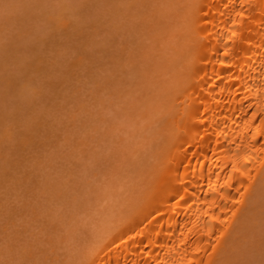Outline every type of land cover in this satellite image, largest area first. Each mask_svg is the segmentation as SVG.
<instances>
[{"label": "bare ground", "instance_id": "1", "mask_svg": "<svg viewBox=\"0 0 264 264\" xmlns=\"http://www.w3.org/2000/svg\"><path fill=\"white\" fill-rule=\"evenodd\" d=\"M15 1L17 2L18 0H13V1L11 0L12 3H14ZM34 1H32V2H34ZM42 1H45V0H42ZM112 1H114V0H112ZM136 1H138V2H136ZM149 1L147 2V0H146V4L148 3L146 5L145 2H143L141 0L140 3L142 4V6L140 5V7L141 8L142 7L147 8L146 10L145 9L142 10L140 8L139 10L141 12L138 10V8L135 7V6L139 5L138 4L139 0H134V1L132 0L133 4L131 2V4H132L131 6L125 5L124 2L123 3L125 6L122 4L125 8L131 7V10L133 9V7L136 8L135 11L137 10L136 14L139 16L140 20H138V22H135V21H137V19L135 17L128 16L131 13H129L127 15L128 18H127V16L122 17V14H120L121 19L122 18L123 19L122 20L119 19L121 21V22H119L120 24L118 22H117L118 24L116 23V26L118 27V25H119V27H120L123 24V21L126 19L125 22L128 24L127 25L124 22V24H126V25L123 24V27H121V29L116 28V31L118 30L116 33L120 32V34H118V35L115 33L116 38H117V36L121 35L120 37H122L124 35L123 29L125 26H126L125 30L128 29L125 32L129 33V34L127 35L125 33V36L127 35V38L123 37V39L124 38H126V39H124V40L121 39L124 41V42L121 41L122 43L121 42L118 43V41H120V39L117 38L118 39V41H117V39L115 38L117 41V42H115V44L116 45L121 44V45L118 46V48L115 47L116 45L115 46L113 45V47L116 48V50L118 49L117 51H115V49L113 50L114 53L115 52L117 53V55H116V53H115V55H113L114 58H112V56L109 57V56L104 54V56H107V58H110V60H111V61L109 60L110 63L112 61H116L115 62L116 64L114 62L111 63V65H116V66H112L114 68H111L112 70L115 69V71L114 70H113L114 72L111 70H110L111 72L106 71L107 74L109 75L108 78H110V79H108L106 77L108 82L106 79H103L104 76L101 75L102 77L100 80H98V78H100V77L96 76L97 80L95 82L98 85L97 86L98 89H101L102 96H100L101 99H100V97H98V103L95 105H96V107L100 106V108L99 107L97 108L100 112L98 110H97V112H98V114L101 115V117H100V115L97 114L98 117H96V118H98V119H95L96 114L93 111V108L89 107V103H88V105L86 103H84L86 100L83 102L81 100L82 99V96H80L81 94L79 95L80 97H78L77 95L79 93L76 92L77 94L75 93V95L78 98H80V100L82 101V102H80V105H83V107L80 105H79V107L77 106V108H80L81 110H80V112L77 111V112H79L77 114H74L72 112L74 114V117H73L72 113H71V115L67 116V113L69 114V112L71 111V108L68 107L69 110H67V111H69V112L66 113V116H67V118L69 116H72L71 119H69L70 117L68 118L69 122H70V120H72V121L67 127H70L71 129L65 128V126L63 128L59 127L61 123L58 125L55 122L56 124L51 123L52 126L54 125L57 128L54 130V128H55L54 126L52 128V126L50 124H46L47 126H49L47 128L52 129L53 132H52V130L49 129V131H50L49 135L50 136L47 133L46 134L43 133L44 135H48L47 136L48 138H46V136L44 137L45 140H47V142L45 143L42 141L43 142V144H42L43 148H45L46 150L53 149V147H54L53 143L56 142L55 146L57 147L59 145V147H57V148L55 147L56 151L59 150V151L63 152V151H66V149H67V151L70 152V154L65 153L64 159L62 156H60L58 154V156L62 157L61 159H63V160L67 159L68 160V161L65 160L63 162L61 161L62 163H64V165L66 167L64 169L68 170L66 172L67 175L65 176L64 174H61L62 173L61 170H63V169L59 165H58L59 166L58 167L56 162H53V161L59 160V157L58 158L52 157V156H55L57 153L55 155L52 154L51 156H50V154H49V156L47 155L50 158V160L48 157L47 158L49 160V163H51V164H52V162L54 163L53 167H52L53 170L58 168V169H56V172L59 173L58 175H56L57 173L52 171V168H50L51 170H49V167L45 166L46 168H48V170H49L48 172H47L46 168H42V167H44V165L47 164V162L45 161V163L42 164L43 162H41L40 159L38 158V154L36 155V157L39 160L36 159L34 165L37 164L36 161H38V162L40 161L42 165L38 164L35 167L33 164L29 163V164H31V165H29V168H33L32 171L35 170L33 172L31 171V169H29L27 167L28 164L27 165L25 164V166H23L24 165L23 163L30 162V160L29 161H27V160L31 159V158L25 159L27 162L25 161V162L21 163V165H19V163H17V165H19L18 167H17L16 163L14 164L16 167H14V168H13V165L10 164L11 165V167H10L8 164V168L9 169L11 168V170H9L8 168L6 169L7 166H4L6 170L4 169V167L1 169L3 163L1 164L0 169L5 174L4 176H6V177L9 176L8 174H10L9 172H11V171H14V173H15L16 169H17L16 174H18V171L20 169L22 171H21V173L19 171L18 175H15L13 172H11L9 178L12 176L14 179L13 178H10V179L5 178L6 179L5 182L9 183L7 185L13 184V186H14L16 184L17 187L16 188L9 187L10 189L11 188L14 189V191H13V189H11L13 193L10 191V189H8L11 192L10 195L8 194V192L5 191L8 194V196H10L9 198L7 195H6L7 197H1L0 196L1 197L0 198V204H1L0 207L2 206V208H0V213H1L0 217L1 216L3 217L2 210L6 213V211H8V210H9L8 212H10V209L12 211L11 214L12 213L19 214V212L21 213L22 211H24V213L26 214L24 216H26V217H24L23 214H21L19 216H17L15 214L14 216H16L18 219L21 216V219H20V220H22L21 222H20V220L18 221L16 219V217H15V221H14L13 220L14 218L10 217L11 214L9 215L11 221L9 220V217H6V218L3 217V220L5 219V224L0 225L1 226L0 227V233H1V235H2V233L5 235L6 229H7V232H6L5 236L2 235L5 243H1L2 245L0 244V247L1 246L4 247V248H0V249H2V250H0V253H1L0 258H1L2 253H3L2 251H5L7 254H8V252H9V254L12 252L15 254V253H17L16 251L18 250V249L16 250V248H20V247H22V245H25L23 243L18 244L20 237H22V236H23L22 238L27 237L25 240L21 239V241L23 240L22 242H25V241H28V235L30 236L29 239L31 240V238H33L34 234H37L36 233L37 231L35 230L37 225L34 224L33 222H31V221L36 220V222H38V223L41 222V223H39L40 226L38 225L39 227L37 228L39 230V228L41 227V230L38 231L37 235L40 234L41 237H39V236L38 237L40 239L42 238V240H43V242L41 243V248L45 247V249H43L44 251L42 249H41V251L39 249H37L39 251L35 252L30 248V247L39 245L38 240L40 243V239L33 238V239H35V241L31 240L30 242H33V243L37 242L36 245L33 244V246H32V244L28 243L29 241L25 242L26 245L30 244V247L27 248L28 250L22 249L21 252L19 251V253H17L20 255L21 254L26 255L27 253H29V251H33L32 253H34V252L37 253V255L36 254H34V255L38 258L34 259L35 261H34V263L32 262L33 264H189V262H194V264H242L243 262H244V264H252L253 260L258 259L257 256L260 253L257 254V252H259L257 245L260 241L259 230H260V227L262 226L258 222H259V220H260V223H262V224L264 222L263 217L260 216V214L264 211V0H168V1L167 0H155V2H156L155 3L156 5L154 4L155 6H153L154 0L153 1L151 0L150 2ZM164 1H166V2H164ZM29 2L27 5L24 3V5L25 6L30 5L31 2L30 3ZM84 2H85V0H84ZM87 2H88V0H87ZM105 2L108 3L107 1H105ZM116 2L118 3V0H116ZM37 3H38V1H37ZM94 3H93V5H94ZM109 3H111V1ZM114 3H115V1H114ZM150 3H151V5H150ZM43 4H45V2ZM134 4H135V6H134ZM31 5H32V3H31ZM38 5H39V3H38ZM25 6H24V8H25ZM104 6H106V5H104ZM117 6H119V4H117ZM38 7L42 8L41 4ZM120 7H121V9H120ZM124 7L119 6V9H116V11L113 13H116L117 10L118 11L123 10L122 12H125L123 14L124 15L127 14L128 12L126 13ZM152 7H155V9L154 10L151 9ZM30 8H31V6H30ZM40 8H38V9H40ZM97 8H98V6H97ZM100 8H101V6H100ZM128 8L126 10H130ZM25 9H27V8H25ZM44 9L45 8H43V10ZM40 10H42V9H40ZM46 10H47V8H46ZM150 10H152V11H150ZM0 11L2 12L3 9L2 10L0 9ZM32 11L33 10L29 11L28 14H30V12H32ZM107 11H108V9H107ZM120 11H119V13H120ZM26 12H28V11H26ZM41 12H43V11H41ZM50 12H48V13H50ZM74 12L78 13L77 11H74ZM93 12L91 15L96 14V13L93 14ZM130 12H132V11H130ZM240 12H243V16H238V13H240ZM32 13H35V11H33ZM61 14H59V15H61ZM63 14H64V12H63ZM65 14H67V13H65ZM65 14H64V16H65ZM99 14H97V15H99ZM40 15H42V14H40ZM59 15L58 14H57V16L55 15V17H58ZM77 15L75 14L74 16L76 17ZM87 15H90V14H87ZM107 15H108V13H107ZM74 16H72V17H74ZM109 16H112V14H110ZM118 16H119V14H117V17ZM38 17H40V16L38 15ZM48 17L51 18V17H53V15L52 16L50 15ZM48 17H46V18H48ZM67 17H68V15H67ZM86 17H88V16H86ZM120 17H118V18H120ZM124 17H125V19H124ZM131 18H132V20H131ZM55 19H52V21L54 20L53 22L56 21V23H57V18H55ZM114 19H116V18H114ZM58 20L62 24L61 27L64 26V28H65L64 30L67 31V29H68L67 27L69 26L71 21L67 22V20L64 19L65 20L64 21L62 19L61 20L62 22H61L60 19H58ZM22 21H24V18L22 19ZM44 21H46V20H44ZM78 21H79V19H78ZM111 21H113V20H111ZM129 21L131 24L129 23ZM41 22H43V21H41ZM59 22L57 23V25L59 24ZM80 22L82 23L81 19H80ZM132 22H134V23H132ZM22 23H24V22H22ZM36 23L38 25H41L38 23V21L33 23V24H36ZM52 23H51V25H54ZM73 23L75 24V22H73ZM42 24L45 26L44 23H42ZM133 24H135L136 26L134 25L135 27L131 28L130 25L133 26ZM36 25H35V28H36ZM82 25L80 24V26H82ZM111 25L113 26V24H111ZM23 26L25 27V25H23ZM59 26H60V24H59ZM70 26H69V29H70ZM47 27H48V25H47ZM54 27H56V25ZM96 27H97V25H96ZM71 28H73V27H71ZM102 28L103 27H100V29H102ZM21 29H22V27H21ZM50 29L52 31L53 28H51V26H50ZM55 29L58 30V28H54L53 30H55ZM104 29H105V27H104ZM17 30H19V29H17ZM70 30L72 31V29H70ZM75 30H76V28H75ZM75 30H73V32ZM31 31H32V29H31ZM95 31L98 32V30H95ZM27 32L29 33V31H27ZM67 32H70V31L68 30ZM99 32H100V30H99ZM233 32H236L237 35L232 36ZM0 33H1V30H0ZM25 33H26V31H25ZM33 33H32V36H33ZM77 33H78V29H77ZM34 34L36 35V33H34ZM38 34H40V33L38 32ZM75 34H76V32L74 33V35ZM94 34H95V32H94ZM100 34H102V33H100ZM113 34L111 32L110 35H113ZM29 35L30 34H28V36ZM35 35H34V37H35ZM15 36H16V34H14V37ZM17 36H21V35H17ZM78 36H80V35H78ZM82 36H83V34H82ZM83 37L85 38V35ZM86 37H87V35H86ZM24 38H26V37H24ZM37 38L39 39L40 36ZM28 39H30V38H28ZM112 39H114V38H112ZM30 40L34 42L35 39H30ZM75 40H77V38H74V41ZM80 40H79V42H80ZM31 41H30V43H31ZM102 41H103V39H102ZM106 41L109 42V40H106ZM28 42H29V40H28ZM40 42H42V40ZM77 42H78V40H77ZM22 43H23V41H22ZM27 43L25 45L29 44V43L28 44ZM36 43H37V41H36ZM94 43H95V40H94ZM135 43H137V44H135ZM4 44L5 43H3L2 45L0 44V46L3 47ZM42 44H45L44 41ZM95 44L97 45V47H99L98 46L99 43H95ZM112 44H113V42H112ZM41 45H39V46H41ZM16 46L17 45H15V47ZM29 46L30 45H28L27 48ZM35 46L36 45H34L32 47H35ZM82 46L84 47L85 45H82ZM70 47H71V49H73L72 46H70ZM93 47H94V45H93ZM109 47H110V45L108 46V48ZM17 48H18V46H17ZM29 48H31V47H29ZM40 48H42V46ZM60 48L63 50L64 46L60 47ZM68 48L69 47H67V50H68ZM77 48H79V46ZM7 49L10 50L9 48H7ZM7 49L5 50L6 52H7ZM23 49L25 50V48H23ZM35 49L37 51V47H35ZM102 49L100 51H102ZM22 50L19 51L17 49L15 51L16 52L19 51L20 53H24V54L29 53V52L26 53L25 51L23 52ZM62 50L59 51V53L62 52ZM111 50L112 49H110V51ZM97 51H99V49ZM103 51H104V49H103ZM113 51H111L112 54H113ZM225 51H227L229 53L227 56L224 55ZM56 52L58 53V51H56ZM64 52L65 51L62 52L63 55L67 53V52H65V53ZM39 53L42 54V52H39ZM70 53L73 54V52H70ZM92 53L93 52H90V54H92ZM97 53H95L94 55L96 56ZM104 53H105V51H104ZM15 54H18V53H15ZM62 54H61V56H62ZM0 55H1V53H0ZM54 55H57L56 57H58L57 59H59L60 55H58L56 53ZM8 56H10V55H8ZM14 56L15 55L13 54L12 58ZM17 56L15 57V59L17 58ZM40 56L44 57L42 55H40ZM67 56L70 57V55H67ZM67 56L64 55L63 57H67ZM19 57H21V56H19ZM81 57H83V56L81 55ZM99 57L102 58L103 55L99 56ZM5 58L7 59V60H5L7 62L9 58L6 56H5ZM30 58H31V56H30ZM36 58H38V57H36ZM36 58H35V60H36ZM94 58L92 59V63H93V60H95V59H96V61H99V59H97V57L95 59ZM23 59H22V62L21 63L19 62L18 65L26 64L25 61H24L25 63H23ZM78 59H79V57H78ZM89 59H91V58H89ZM16 60H18V59H16ZM39 60H41V59H39ZM44 60L47 61V59H45V58H44ZM44 60L43 61L41 60L43 62V64H44ZM85 60H87V58ZM103 60H104V58H102V61ZM19 61H21V60L19 59ZM41 61H39V62H41ZM62 61H63V59H62ZM2 62H3V64H6V62L5 63H4V61H2ZM32 62L38 65V63H36L38 61L34 62V60H33ZM56 62H59V61H56ZM79 62H77V63H79ZM82 62H84V60H82L81 63ZM8 63L10 65V62H8ZM85 63H86V61H85ZM88 63L90 64V61ZM92 63H91V65L93 66V64H97L98 62L93 63V64ZM106 63H107V61L105 62V64ZM27 64H29V63H27ZM54 64H55V61H54ZM103 64L104 63H102L101 65H103ZM7 65L8 64H6V66ZM91 65H89V66L87 65V67H90ZM6 66L4 68H6ZM31 66L32 65H30V68H31ZM84 66H86V65L84 64ZM92 66L90 67L91 70H95V67L97 65L95 67L94 66L92 67ZM21 67H22V65H21ZM25 67H28V65ZM25 67H23V68H25ZM53 67H55V66L53 65ZM53 67H52V69H53ZM87 67H83V68H81V70H83L84 68H87ZM99 67H100V64L96 68H99ZM4 68H3V70H4ZM37 68L39 69L40 67L38 66ZM48 68L51 70V66ZM38 69H36V70H38ZM55 69L56 68H54V70ZM8 70L9 69L6 70L7 73L9 72ZM54 70H52V71H54ZM81 70L79 69V71H77V73L80 72ZM106 70H108V69H106ZM86 71H87V69H86ZM96 71H98V70H96ZM103 71H105V70H103ZM36 72H39V71H36ZM92 72L94 73V71H92ZM92 72H90V73H92ZM100 72L98 71V73H100ZM28 73H31V72L29 71ZM46 73L50 74V73H48L47 69H46ZM102 73H104V72H102ZM39 74L41 75V72ZM91 75L92 74H89V77H91ZM85 76H88V75H85ZM113 76H115L116 78H114ZM25 77L27 79L26 83L23 81L22 82L25 85H27V82H29V80L31 81L32 76L31 77L29 76V78H31L29 80L27 78V75ZM33 77H35V75H33ZM35 78H37V76ZM35 78H33L32 80H34ZM92 78H93V76L91 77V79ZM7 79H9V78L7 77ZM111 79H112V81H111ZM81 80H83V79H81ZM102 80L103 81L105 80V81L102 83L101 82ZM114 80H115V82H114ZM86 82L89 83V81H86ZM95 82L93 84H95ZM100 82H101V84H98ZM77 83L79 84V82H77ZM8 84H10V82ZM13 84H15V83L13 82ZM42 84H44V83H42ZM42 84H40L41 89H42ZM17 85H19V84L17 83ZM25 85L24 86L22 85L23 87H26L24 89L21 87L22 90H25V89L28 90V87H30V90H31L32 85H28V86H25ZM50 85H51V83H50ZM75 85H77V84H75ZM85 85H86V83L84 85H82V87L83 86L85 87ZM48 86H49V83H48ZM54 87H55V85H54ZM68 87H69V85H68ZM43 88H47V87L45 85H43ZM85 88H83V89H85ZM49 89H47V90H49ZM77 89H79V87ZM77 89L75 88V90H77ZM75 90L72 93L73 95H74ZM79 90L81 91V89H79ZM2 91L0 93H2ZM17 91H19V89ZM38 91H40V89ZM69 91H71V90H69ZM105 91H107V92L105 93ZM42 93H47L46 89H45V91H42ZM49 93H51V92H49ZM67 93H68V91H66V95L70 94L71 92L68 94ZM15 94H17V93H15ZM22 94H23V96L25 95L24 92ZM22 94H21V96H22ZM41 94H39V95H41ZM94 94H95V92H94ZM33 95L35 96L36 94H33ZM6 96H7V94H6ZM21 96L18 98L15 97V99L22 98ZM37 96H38V94H37ZM37 96H36V98L38 99V97H42L43 94H42V96H38V97ZM44 96H48V95L44 94ZM83 96H85V94H83ZM86 96H87V94H86ZM93 96L94 97L96 96L95 99L93 98L96 101L97 100V94H95ZM77 97L75 98V101H76V99L78 100ZM87 98H90V97H87ZM24 99H25V97H24ZM39 99H41V98H39ZM83 99H84V97H83ZM91 99H92V97H91ZM25 100H24L25 104L21 100H20V102H22V104L26 105L27 101H29V100H27V99H25ZM72 100H73V98L71 99V101ZM1 101H3V99ZM14 101H16V100H14ZM31 102H33V101H31ZM65 102H66V100H65ZM75 103L76 102L73 101V104H75ZM99 103H101V105H99ZM30 104L31 103L29 102L27 104V106ZM19 105H20V103H19ZM67 105H70V103L69 104L67 103ZM103 105L105 106L104 109L106 108L104 110L105 112L104 111L101 112V110L103 109V107H102ZM12 106L14 107V105H12ZM15 106H16V104H15ZM27 106H24V107H26L27 109L30 108V106L29 107H27ZM110 106L111 107L115 106L116 111H117L116 116H118L116 118H118V121L122 120L119 117H121V118L124 117L122 121L126 122V120H128L126 123H130L129 127L133 125L132 126L133 128H129V129H133V131L137 132L136 134H135V132H134V134H131V131H132L131 130V131L126 132V133H129V134H127L129 136L125 135L126 134L125 131H127L128 129L126 130L125 126H124L125 129L123 128V126H120L121 122H119V124L117 122V124L119 125V127H117L118 125L115 124L116 121L115 122L112 121V120H116V119H114V117H112V115H110L112 113H108L109 110L111 112ZM75 107H76V104H75ZM9 108H10V106H9ZM16 108H17V111L20 110V108H18V107H16ZM31 108H32V105H31ZM107 108L109 110H107ZM25 109H23V111ZM55 109H54V111H55ZM61 109H63V108H61ZM91 109H92V111H91ZM21 110L19 112H21ZM64 110H66V109H64ZM83 110L85 112H83ZM118 110H119V112H118ZM10 111L8 112V110H7L8 113H10ZM15 111H14V113L13 112H11V113H13V114L17 113ZM90 112H92V113H90ZM26 113L29 114L30 112H26ZM31 113L33 114V110L31 111ZM35 113H37V112L35 111ZM75 113H76V110H75ZM84 113H87V115L86 114L85 115L88 116L90 119L88 117L84 116ZM93 113L95 114V116H93L94 115ZM104 113L110 115L111 119H108L109 117H107V115L104 117V115H102ZM114 113H115V111H114ZM13 114H12V116H14ZM17 114H19V113H17ZM17 114H15V115H17ZM32 114H30V115H32ZM41 114H42V112H41ZM44 114L45 113H43V115ZM59 114L61 115L62 113H59ZM80 114L82 115L81 118H83V119L87 118V120L86 121L82 120L81 125L79 127H77L78 124L76 125V123H79L81 121L80 120L81 118L79 117ZM9 115L7 114L6 117L7 118L11 117ZM23 115H21V116H23ZM35 115L37 116V114H35ZM47 115H48V112H47ZM53 115H57V114L54 113ZM63 115H65V114L63 113ZM21 116H20L21 120H22V118H25L24 116L23 117H21ZM36 116H34V117L32 116L33 120H34V118L36 120ZM48 116H50V118L52 119V117H51L52 115H48ZM15 117L16 116H14L13 118H15ZM32 117H30V118H32ZM45 117H47V116H45ZM61 117L62 116H60V118ZM93 117H94V119H93ZM99 117L101 118V121H98L100 119ZM30 118H28V116H27V119H25V120L28 121V119L30 120ZM60 118L58 117V119H60ZM64 118H65V116H64ZM17 119H19V118H17ZM58 119H56V121ZM63 120H65V119H63ZM91 120H92V122H91ZM9 121H11V120H9ZM23 121H24V119H23ZM75 121H76V123H74ZM77 121H79V122H77ZM107 121H109L110 124H108ZM110 121H112V123ZM12 122H11V124L12 125L14 124L12 126V130H13V128L15 129L16 126H15V123H12ZM58 122H59V120H58ZM83 122H86V123H83ZM20 123H21V121H20ZM26 123L28 124L29 122H26ZM131 123H135V124H131ZM8 124L3 125V126H8ZM27 124H25V125L27 126ZM85 124H88V125L85 126ZM18 125H20V124H18ZM21 125H22V123H21ZM30 125H31V123H30ZM38 125L41 126V124H38ZM43 125L45 126L44 123H43ZM63 125H64V122H63ZM82 125H83V127H85V129L87 128V130H86L87 134L85 133L86 132L85 129L83 130V127H81ZM105 125H107V126H105ZM104 126L106 127V131H104L105 130ZM126 126L128 128V125H126ZM134 126H136V128ZM10 127H11V125L8 127V129ZM30 127H32V126H30ZM116 127L119 129H117ZM22 128H24V126ZM27 128L29 129V126ZM35 128H36V126H35ZM44 128H46V127H44ZM115 128L117 130H115ZM5 129L7 130V127ZM16 129L17 130H15V131L19 130V128H17V127H16ZM41 129H43V128L41 127ZM62 129H64L65 131H66V129H67V131L69 130V132H67V131L65 132L66 136L64 134H62L65 138H67L66 141H64L66 143H63L64 145L61 144L62 142L60 143V141H59L60 138L65 139V138H62V136L60 137V133L61 132L64 133V130H62ZM72 129H74V130H72ZM76 129H77V132H75ZM0 130H1V128H0ZM10 130H11V128H10ZM36 130L37 129H35V133L38 131V130L37 131ZM58 130L60 131V133ZM78 130H80V131H78ZM120 130H122L124 133H122V131H120ZM15 131L13 130V132H15ZM73 131H74V133H73ZM111 131H112V134H111ZM1 132H0V134H3V131H1ZM29 132H27V133L31 134V135L35 134V133H33V134L29 133ZM43 132H45V131L43 130ZM54 132H57L59 134V136L58 135L55 136L56 138H54V139H57V140H55V142H53L54 141V139H52L53 137L51 138V135ZM6 133H8V131ZM6 133L4 132L3 136L2 135L1 136L5 139L7 138V140H11L13 137L10 133H12V132H10L8 134H6ZM20 133H18V134H20ZM25 133L26 132L24 131L23 134H25ZM38 133H40V131H38L37 134ZM71 133H72V135H71ZM104 133H106V134H104ZM37 134L34 137V141L37 138L36 137ZM77 134H80V135L83 134V136L81 135V137H76ZM123 134H124V136H123ZM117 135H118V137H117ZM6 136H11L12 138L6 137ZM26 136H27V134H25V137ZM41 136L42 135H40L39 137L41 138ZM77 136H79V135H77ZM115 136H116V138H115ZM122 136L124 138H122ZM15 137H16V135H15ZM32 137H31V139H32ZM57 137H60V138L58 139ZM26 138H28V136ZM97 138L99 139L98 141H97ZM111 138H113V139L110 140ZM16 139H17V137H16ZM75 139H77V141L78 140L79 141L77 142ZM2 140L3 139L0 140V145H2V143H4V141L2 142ZM13 140H15V139H13ZM21 140L25 141L24 138H22V136H21ZM73 140H74V142L76 141L74 144L77 143L76 146L74 145L75 150L73 149L74 146L72 145V143H71V145L73 147H70V149H69V146H71L70 142H72ZM138 140H140V142ZM12 141H10V142H12ZM19 141H20V139L18 138V142ZM26 142H28V141H26ZM94 142H96V143H94ZM141 142L143 145L141 144ZM20 143L23 144L22 142H20ZM20 143H18V144H20ZM29 143H30V141H29ZM50 143H52V145ZM108 143H110L111 145ZM7 144H8V142L6 143V146H7ZM9 144H12V143H9ZM37 144H38V142H37ZM93 144H95L96 146ZM102 144H103V146H102ZM116 144H120V145H116ZM136 144H140V145L137 146ZM39 145H40V143H39ZM42 145H40V147ZM45 145H50V146L46 147ZM97 145H100L102 147L97 146ZM104 145H106V146H104ZM6 146L3 145V148L5 149ZM60 146L63 147V149ZM65 146H67V148ZM115 146H118L120 148L118 149V147L116 148ZM32 147L34 148L35 146L32 145ZM77 148H80V150H78ZM98 148H99V150H96ZM102 148H104V149H102ZM19 149H21L20 146H19ZM24 149H27V148L25 147ZM5 150H7V148ZM16 150H15V152H16ZM38 150H40V149H38ZM77 150H78V153L80 155L77 154ZM82 150H85V152L84 151H83L84 153L81 152ZM101 150H103L104 152H102ZM119 150H121V151H119ZM0 151L2 153V150H0ZM9 151H7V152H9ZM18 151H20V150H18ZM41 151H44V150H41ZM114 151H115V153H114ZM117 151H118V153H117ZM12 152H13V150H12ZM27 152H28V150H27ZM30 152L32 153L31 150H30ZM35 152H37V151L35 150ZM35 152H33V154ZM48 152H50V151H48ZM98 152H101V153H98ZM110 152H113V154H111ZM81 153L83 154V157H81V155H82ZM88 153H89V155H88ZM24 154H26V153H24ZM95 154H97V155H95ZM1 155H0V160H1V157H3ZM14 155H15V153H14ZM18 155L20 156V152ZM21 155H23V154H21ZM29 155H30V153H29ZM42 155H43V153H42ZM69 155H70V157H69ZM24 156H26V155H24ZM33 156L34 155H32V157ZM110 156H113L112 160L114 159V156H115L116 159H114V163L112 162V160H110L111 159ZM125 156H126V158H125ZM5 157L6 156H4V158ZM12 157H13V155H12ZM84 157H86V159ZM87 157H88V159H87ZM51 158L54 160H52ZM90 158H91V160H89ZM108 158H110V159H108ZM117 158H118V160H117ZM22 159H23V157H22ZM56 159H58V160H56ZM70 159H71V161H70ZM81 159L82 160L84 159V161H86L87 163L90 162V168H89V165H85V166L87 167V169L88 168L91 170L93 169V171H91L92 173L88 172V174L86 175L85 172H87V169L84 166L85 162L83 163V161ZM3 160H1V161H3ZM5 160H4V162H6ZM20 160H21V158H20ZM78 160L79 161L81 160L82 162H79ZM87 160H89V161H87ZM106 160H107V162L109 160L108 164H106ZM18 161H19V158H18ZM32 162H34V161H32ZM65 162H66V164H65ZM78 162H79V164H77L76 166L73 165V163L76 164ZM117 162H120V164L119 163L117 164ZM69 163H72L74 168H70L72 166H70ZM58 164H61L60 161L58 162ZM102 164L103 165L105 164L106 167L105 166L104 167L106 168V170H105V168H102L103 167ZM54 165H56L57 167ZM66 165L68 167L70 166L69 169ZM79 165H81V166H79ZM91 165L93 166V168H91L92 167ZM94 165H95V168H94ZM109 165L111 166V168L110 167L107 168ZM77 166H79V167H77ZM83 166H84V168H82ZM22 167H25V168H23L24 170L22 169ZM54 167H56V168H54ZM99 167H101V168H99ZM164 167H166L168 169L167 177H166L165 181H161L159 179V174H160L162 168H164ZM35 168H37L38 170ZM60 168H61V170H59ZM73 169H75L79 173H75V170L73 172ZM78 169H81L82 171L81 170L79 171ZM94 169H96V170H94ZM102 169H103V171H99ZM25 170H27V172ZM28 170H30L31 172H29ZM7 171H8V173H7ZM23 171H25L26 174L29 173L30 175H28V174L26 175L25 172H23ZM41 172L42 173L47 172L48 176L46 175L47 173L42 174ZM49 172H51L50 175H49ZM52 172H54L53 175L54 176L56 175V178L53 177ZM82 172L84 173V175L87 176V178L90 177L89 179L84 178L85 180H87V182L84 179L80 180V178H82V176H84V175H81ZM39 173H41V174H39ZM63 173H65V171ZM0 174H1V172H0ZM68 174H70V175H68ZM76 174L77 175L79 174V175L77 178L74 179V177H76ZM19 175L20 176L23 175L24 177L26 175V177L25 178L20 177ZM33 175L34 176L37 175V176L34 177ZM41 175H42V177H40ZM2 176L3 175H1V177ZM29 176H30V178H28ZM44 176L45 177L47 176V179ZM49 176H51L53 179H55L54 182L52 181V184H49L50 183L49 180L50 181L52 180V179H48ZM86 176H84V177H86ZM16 177L19 178V181H21V179H22V183L17 184L16 182L18 181V179ZM36 177L37 178L39 177V180H41V178H42V181L38 182ZM57 177H59V178H57ZM68 177L71 180L70 182H68L69 179H66ZM91 177L93 179H91ZM62 178L64 179L65 182H63ZM72 179L77 181V182L76 183H75V181L73 182ZM28 180H32L31 182H33V184L29 181L31 183L30 184L28 182ZM36 180H37V183L34 182ZM45 181H46V183H45ZM60 181H61V183H60ZM80 181H82V182H80ZM1 182H2V184H1ZM5 182H4V178H3V180H1V178H0V184H1L0 187L3 184H5ZM42 182H44V183L42 184ZM84 182L87 184L85 187H84L85 184L83 185ZM23 183H25V184H23ZM68 183H72V184L74 183L76 185H75V187H74V185H72V187H73L72 188L71 184L69 185ZM41 184H42V186H41ZM65 184L66 185L68 184L67 186H69V187H67ZM18 185L19 186L22 185L21 188H19ZM32 185L35 186V189H34V186H32ZM26 186H28V187H26ZM38 186H39V188H36ZM43 186H45L46 188L45 187L42 188ZM76 186H77V188H76ZM3 187L7 189V186H3ZM22 187H24L26 189H22ZM58 187H61V189L60 188L58 189ZM62 187H64V188H62ZM32 188H33V190H32ZM68 188H70L72 191L68 190ZM20 189L22 190V192L19 191ZM48 189H51V190H48ZM53 189L54 190L56 189V190L54 191ZM0 190L2 191V189H0ZM24 190H26V191H24ZM15 191H17V192L19 191V193H18L19 196L14 195L13 196L14 198H13L12 195L14 193H16ZM37 191H39V193L40 192L41 193L43 192V193L39 194ZM61 191H65V192L71 191L70 192L71 196L69 195V192H67L66 194L64 192H62L63 194L61 195V193H60ZM73 191H76V192L72 194ZM47 192H48V194H46ZM6 193H4V195ZM22 193H23V195H22ZM25 193H26V195H25ZM44 193L47 197H50V196L51 197L48 199L45 198ZM49 193H51V194H49ZM38 194L41 196V199L37 198V199H39V201L35 197L36 195L38 197L39 196ZM52 194H53V197H52ZM67 194H68V196H67ZM15 197L17 199H18V197H19V199L24 198L23 203H22V199L21 200L18 199L19 201H21V203H20ZM42 198H43V200H42ZM55 198H56V201L53 200ZM64 198L65 199L67 198L68 200L67 199L63 200ZM13 199H14V201L16 200V202H19L20 205H19V203L15 204ZM46 199L52 203H48L47 206H45L46 203H44V202L46 201ZM59 199H62L63 202L67 204V206H68L67 209L60 207L62 210L61 211L60 209L57 208L59 206H66V204H62V200H59ZM2 200H4V202ZM6 200H8V201H6ZM35 200L37 201V204L34 203ZM42 201H44V202H42ZM58 201H59V203H57ZM60 201H61V203H60ZM7 202H9V203H7ZM11 202H13V203L11 204ZM53 202H55V205ZM43 203L45 205H43ZM8 204H11L10 208L8 207ZM21 204H22V206H21ZM3 205H5L7 207L3 208V207H5ZM36 205H37V207H36ZM48 205H53L54 207H56V210L54 209L53 206H50L51 207V210H50V207ZM44 206L48 207V208H46V210L48 209L46 214H45L46 210H44L45 209ZM11 207H15L17 209V211H19V212H17L15 210V208L13 210V208H11ZM17 207H21L20 210H18ZM42 208H44V209H42ZM57 209H58V211H57ZM38 211H39V213H38ZM53 211H55V212H53ZM60 211H61V213H60ZM52 212L55 213L56 216H58L60 214V217L58 216L56 218ZM44 214H45V216H44ZM49 215L55 221L48 219V217L50 218ZM5 216H6V214H5ZM30 216H32V217H30ZM29 217L30 218L38 217L40 219L43 218L42 220H45L47 218L49 222H47V220H46L45 224H43V221H39V219H34V220L29 219ZM53 217H55V218H53ZM25 218L29 219V220L27 219L29 221L28 222L29 225L27 224V220L23 221V220H25ZM7 220H9L12 224L9 221H8L9 223H6ZM19 222L21 225L19 224ZM22 222H24V223L26 222V223L23 224ZM31 223H33V224H31ZM10 224L13 227L10 226ZM41 224L46 225L47 228L45 229V226L42 227ZM24 225L25 226L28 225V227L31 230L26 226L25 230L27 228L28 229L26 230L27 233H25V230H24L25 226ZM54 225H55V227L57 226V228H55V229L58 230L59 233H57V232L51 233L50 232V235L47 234V230L49 228H51V226H52V228H51L52 230L49 229L48 231H53ZM6 226H8V227H6ZM14 226L15 227L18 226V228L16 227L17 229H14L15 228ZM19 226L22 228L23 231L19 230L20 229ZM34 226H35V228H34ZM10 227H12V229H14V230H12ZM31 227L34 228V231L32 230ZM10 229L12 231H10ZM42 229H44V230H42ZM17 232H18V234H20V236H18L16 234ZM28 232H31V233L29 234ZM11 234H12V236H10ZM32 234H33V236H31ZM43 234L44 235L47 234L48 236L45 237ZM8 235H9V237H8ZM37 235H36V237H37ZM42 235H43V237H42ZM11 237H13V238H11ZM44 237H45V239H43ZM15 239L17 240V242H15V244L17 243L16 245L18 247L16 246V248H13L14 247L13 243H14ZM6 242H8V243L6 244ZM44 242L46 244L48 243L50 245L47 246ZM42 244L44 247H42ZM11 248H13V249H11ZM22 251H24V252H22ZM11 255H4V253H3V256L1 259H4V260L0 259L2 261V262L0 261V264L1 263L3 264L4 262H5L4 264H6V263L7 264H16V262H20L19 264H22V262H23L22 258L27 260L25 258V256H20V258H19V256H17L18 258L16 260V255H15V257H11ZM31 255H33V254H31ZM31 255L29 256V258L33 261L32 258H35V256L33 255L34 257H32ZM6 259L11 260V262L16 260V262L11 263L9 260H6ZM30 259H28V260L31 261ZM19 260H21V261H19ZM25 262L27 263V261H25ZM25 262H23V263H25ZM256 262H258V261H256ZM32 263L30 262V264H32ZM254 264H255V262H254ZM256 264H258V263H256Z\"/></svg>", "mask_w": 264, "mask_h": 264}, {"label": "rangeland", "instance_id": "2", "mask_svg": "<svg viewBox=\"0 0 264 264\" xmlns=\"http://www.w3.org/2000/svg\"><path fill=\"white\" fill-rule=\"evenodd\" d=\"M13 1V0H12ZM19 1V2H18ZM17 2L15 1L13 4L15 5L14 7H12L11 9H8L7 10V12H5L4 10L1 12L0 11V30H1V33H0V44L2 45L3 43H5L4 45H3V47L2 46H0V53H1V55H0V67L2 68H4L5 66H6V64H8L7 66H6V68H4V70H3V68L0 70V92L2 91V93H0V128H1V130H0V132L1 131H3V134H4V132L6 133L7 131H8V133H10V132H12V133H10L11 135H12V137L11 136H6V137H10V138H12L11 140H7V138L5 139V138H3L2 136H3V134H0V140L1 139H3L2 140V142L4 141V143H2V145H0L1 147H0V150H2V153H1V151H0V155L1 156H3V157H1V160H5L6 162H4V160L3 161H1L0 162V167H1V164H2V167H1V169L4 167V166H7L6 167V169L8 168V164H9V166L11 167V165H13V168L14 167H16L14 164L16 163V165H17V163H19V165H21V163H23V162H25L26 160L25 159H28V158H31V159H28L27 161H29L30 160V162H27V163H23L22 165L23 166H25V164L27 165L28 164V168H29V165H31V164H33L34 165V163H35V160L37 159V157H36V155L38 154V158L40 159V161L41 162H43L42 164H44L45 163V161L47 162V164L46 165H44V167H42L41 165V162L39 163L38 161H36L37 162V164L36 165H34L35 167L38 165V164H41L40 166L42 167V168H46V167H49V170H51L50 168H52L53 167V162H56V164H57V166L59 165V166H61V168L63 169V170H61V168L59 169V170H61L62 171V173L61 174H64L65 176L67 175L66 174V172L68 171L67 169H64V168H66L65 167V165H64V163H62L63 161H65V160H67V159H65V160H63L65 157V153H69L70 154V152L69 151H67V149H66V151H63V152H61V151H56L55 150V140H57V139H54V138H56L55 136L56 135H58L59 136V134L57 133V132H54L52 135H51V138L52 139H54V141L53 142H55V143H53V145H54V147H53V149H50V150H46L45 148H43V142H47V140H45V136H46V138H48L47 136L49 135V129L50 128H47V127H49V126H47L46 124H50L51 126H52V124L53 123H57L58 125L60 124V126L59 127H64L65 126V128H70V127H67L70 123H71V121L72 120H70V122H69V120H68V118L69 119H71V117L72 116H69L68 118H67V116L68 115H71V113L73 112L74 114H77V113H79L80 112V108H77V106L79 107V105H80V102H84L85 100V102L84 103H86L87 105H88V103H89V107L90 108H93V111L95 112V114H96V116H95V114L93 115V116H95V119H98V118H96V117H98V115H100V114H98V112H97V108L99 107L100 108V106H98V107H96V105L95 104H97L98 103V97H100V96H102V93H101V89H98V85H97V83L95 82L96 80H97V77H100V78H98V80H100L101 79V77L102 76H104V78L103 79H106V77L108 78V74H107V72H111V71H115V69H111V68H114V67H112V66H116V65H111V63H115L116 61H112L111 63L109 62V60H110V58H107V56H112V58H114L113 57V55H115V53H114V49H115V51H117L116 50V48H114L113 47V45L115 46L116 44H115V42H117L118 41V39L117 38H119L120 39V41H118V43L119 42H124L123 40L124 39H126L127 38V35L129 34V33H126L125 31L126 30H128V29H126L125 30V27H124V29H123V33H124V35L122 36V37H120V36H117V38H116V35H115V33L118 31H116V28L117 29H121V27H123V24H124V22L126 21V19H125V17H124V21H123V24L119 27V25H118V27L116 26V23L118 22H121L120 20H122L121 19V15L120 14H122V17L123 16H127L129 13H131L130 15H128V16H132V17H135L136 19H137V21H135V22H138V20H140L139 19V16L136 14V11H135V9L136 8H138V10L141 8L140 7V5L142 6V4L140 3L141 2V0H139V5H137V6H135V4H134V6L136 7V8H134L133 7V9L131 10V7L130 8H128V9H130V10H126L127 8H125L124 6L125 5H128V6H131L132 4H133V2H132V0H118V3L116 2V0H114L115 1V3H114V1H112V0H110L111 1V3H109L110 1L109 0H88V2H87V0H85V2H84V0H45V1H42V0H32V1H34V2H32L31 0H18ZM32 3V5H31V3ZM37 1H38V3H39V5H38V3H37ZM42 1V2H41ZM54 1V2H53ZM90 1V2H89ZM92 1V2H91ZM105 1H107L108 3H104ZM134 1V0H133ZM143 2H145V4H146V0L144 1V0H142ZM149 0H147V2H148ZM151 1V0H150ZM149 1V2H150ZM153 1V0H152ZM168 1V0H167ZM28 2L30 3V5H28V6H25L24 5V3L27 5L28 4ZM41 2V3H40ZM45 2V4H43ZM65 2V3H64ZM95 2V3H94ZM125 3V5H124V3ZM131 2H132V4H131ZM136 2H138V1H136ZM164 2H166V1H164ZM37 3V4H36ZM51 3V4H50ZM55 3V4H54ZM58 3V4H57ZM64 3V4H63ZM93 3H94V5H93ZM102 3V4H101ZM114 3V4H113ZM135 3V2H134ZM156 2H155V0H154V3H153V6H155L156 4H155ZM40 4H41V6H42V8H40V7H38V6H40ZM63 4V5H62ZM91 4V5H90ZM117 4H119V6H122V7H124V9H125V11H126V13L127 14H123V13H125V12H122L123 10H119L120 11V13H119V11L117 10V12L116 13H113V12H115L116 11V9H119V6H117ZM124 6H123V5ZM144 4V3H143ZM144 4V5H145ZM148 4V3H147ZM146 4V5H147ZM155 4V5H154ZM37 5V6H36ZM65 5V6H64ZM104 5H106V6H104ZM145 5V6H146ZM150 5H151V3H150ZM24 6H25V8H27V9H25L24 8ZM30 6H31V8H30ZM37 8H36V7ZM97 6H98V8H97ZM100 6H101V8H100ZM104 6V7H103ZM35 7V8H34ZM63 7V8H62ZM79 7V8H78ZM94 7V8H93ZM38 8H40V9H42V10H40V9H38ZM43 8H45L44 10H43ZM46 8H47V10H46ZM78 8V9H77ZM36 9V10H35ZM38 9V10H37ZM61 9V10H60ZM73 9V10H72ZM75 9V10H74ZM100 9V10H99ZM107 9H108V11H107ZM120 9H121V7H120ZM142 10L143 9H147V8H141ZM151 9H155V7H152ZM2 10V9H1ZM28 11V12H26V11ZM31 10H33V11H35V13H32V12H30V14H28L29 13V11H31ZM47 12H46V11ZM52 12H50V11ZM53 10V11H52ZM63 10V11H62ZM65 10V11H64ZM99 10V11H98ZM41 11H43V12H41ZM74 11H77L78 13H76V12H74L77 16L75 17L74 15V13L73 12ZM94 11V12H93ZM130 11H132V12H130ZM140 11V10H139ZM150 11H152V10H150ZM48 12H50V13H48ZM60 12V13H59ZM63 12H64V14L65 13H67V14H65V16H64V14H63ZM82 12V13H81ZM92 12H93V14H95V15H91L92 14ZM105 12V13H104ZM134 12V13H133ZM141 12V11H140ZM144 12V11H143ZM146 12V11H145ZM44 13V14H43ZM63 15H62V14ZM100 13V14H99ZM107 13H108V15H107ZM112 14V16H109L110 14ZM153 13V12H152ZM33 14V15H32ZM40 14H42V15H40ZM57 14L59 15V14H61V15H59L58 17H55V15L57 16ZM74 14V15H73ZM87 14H90V15H87ZM97 14H99V15H97ZM117 14H119V16L118 17H120V18H118L117 17ZM38 15L40 16V17H38ZM52 16L53 15V17H51L52 19H55V18H57V23L59 22V20L58 19H60V21L63 19H65V20H67V22L69 21H71L70 22V24H69V26H70V29H72V31L69 29V26L67 27L68 29H67V31L69 30L70 32H67V31H65L64 29V26H62L61 27V23L59 22V24H60V26H59V24L57 25V23H56V21L55 22H53L52 21V19L50 18V17H48V16ZM67 15H68V17H67ZM74 16V17H72V16ZM97 15V16H96ZM34 16V17H33ZM86 16H88V17H86ZM128 16H127V18H128ZM7 17V18H6ZM19 17V18H18ZM46 17H48V18H46ZM18 18V19H17ZM24 18V21H22V19ZM77 18V19H76ZM111 18V19H110ZM113 18V19H112ZM114 18H116V19H114ZM20 19V20H19ZM37 19V20H36ZM51 19V20H50ZM76 19V20H75ZM78 19H79V21H78ZM80 19H81V21H82V23L80 22ZM120 19V20H119ZM36 20V21H35ZM44 20H46V21H44ZM49 20V21H48ZM56 20V19H55ZM64 20V21H65ZM73 20V21H72ZM75 20V21H74ZM85 20V21H84ZM111 20H113V21H111ZM117 20V21H116ZM131 20H132V18H131ZM130 20V21H131ZM24 22V23H22V22ZM38 21V23L39 24H41V25H38L37 23V25L36 24H33V23H35V22H37ZM40 21V22H39ZM41 21H43V22H41ZM53 23H52V22ZM78 23H77V22ZM130 21H129V23H130ZM20 22V23H19ZM28 22V23H27ZM47 24H46V23ZM62 22V21H61ZM73 22H75V24L73 23ZM84 22V23H83ZM22 23V24H21ZM27 23V24H26ZM42 23H44L45 24V26L42 24ZM51 23L52 24H54V25H51ZM72 23V24H71ZM115 23V24H114ZM117 23V24H118ZM126 23V22H125ZM132 23H134V22H132ZM80 24L82 25V26H80ZM111 24H113V26L111 25ZM120 24V23H119ZM127 24V23H126ZM126 24H124V25H126ZM131 24V23H130ZM136 24V23H135ZM135 24H133V26L132 25H130V27L132 28V27H135L136 25ZM23 25H25V27L23 26ZM35 25H36V28H35ZM47 25H48V27H47ZM51 26V28H58V30H53L52 29V31H51V29H50V26ZM56 25V27H54ZM85 25V26H84ZM96 25H97V27H96ZM102 25V26H101ZM128 25V24H127ZM135 25V26H134ZM28 26V27H27ZM59 26V27H58ZM77 26V27H76ZM103 27L102 29H100V27ZM115 26V27H114ZM18 27V28H17ZM21 27H22V29H21ZM32 27V28H31ZM38 27V28H37ZM71 27H73V28H71ZM79 27V28H78ZM85 27V28H84ZM104 27H105V29H104ZM128 27V26H127ZM19 29V30H17V29ZM35 28V29H34ZM75 28H76V30H75ZM129 28V27H128ZM31 29H32V31L34 32V33H36V35L31 31ZM34 29V30H33ZM62 29V30H61ZM77 29H78V33H77ZM13 30V31H12ZM16 30V31H15ZM24 30V31H23ZM64 30V31H63ZM73 30H75L74 32H73ZM95 30H98V32L97 31H95ZM99 30H100V32H99ZM104 30V31H103ZM16 33H15V32ZM19 31V32H18ZM25 31H26V33H25ZM27 31H29V33L27 32ZM84 31V32H83ZM86 31V32H85ZM115 31V32H114ZM120 31V30H119ZM14 32V33H13ZM18 32V33H17ZM33 33V36H32V33ZM38 32L40 33V34H38ZM76 32V34L74 35V33ZM94 32H95V34H94ZM111 32H112V34L113 35H110L111 34ZM25 33V34H24ZM44 33V34H43ZM80 33V34H79ZM86 33V34H85ZM90 33V34H89ZM100 33H102V34H100ZM125 33L127 34L126 36H125ZM14 34H16V38L14 37ZM28 34H30L29 36H28ZM38 34V35H37ZM80 35V36H78V35ZM82 34H83V36L85 35V38L82 36ZM93 36H92V35ZM109 34V35H108ZM117 35L118 34H120V32H118V33H116ZM17 35H21V36H17ZM34 35H35V37H34ZM86 35H87V37H86ZM28 36V37H27ZM40 36V40L37 38V37H39ZM75 36V37H74ZM78 36V37H77ZM95 36V37H94ZM114 36V37H113ZM139 36V35H138ZM24 37H26V38H24ZM81 37V38H80ZM94 37V38H93ZM98 37V38H97ZM110 37V38H109ZM123 37H126V38H124L123 39ZM28 38H30V39H35L34 40V42L36 43V41H37V43L35 44L33 41H31L30 39H28ZM37 38V39H36ZM74 38H77V40H78V42H77V40H75L74 41ZM97 38V39H96ZM105 38V39H104ZM112 38H114V39H112ZM117 39V41H116V39ZM19 39V40H18ZM23 39V40H22ZM81 39V40H80ZM102 39H103V41H102ZM112 39V40H111ZM121 39H123V40H121ZM28 40H29V42H28ZM42 40V42H40ZM79 40H80V42H79ZM90 40V41H89ZM93 40V41H92ZM94 40H95V43H99L98 44V46L99 47H97V45L94 43ZM106 40H109V42H107ZM21 41V42H20ZM22 41H23V43H22ZM30 41H31V43H30ZM43 41H44V43L45 44H42L43 43ZM92 41V42H91ZM97 41V42H96ZM101 43H100V42ZM111 41V42H110ZM20 42V43H19ZM28 44V45H30L29 47H31V48H27V46L28 45H25L26 43ZM77 42V43H76ZM91 44H90V43ZM106 42V43H105ZM112 42H113V44H112ZM121 42V43H122ZM22 43V44H21ZM85 43V44H84ZM87 43V44H86ZM110 43V44H109ZM117 43V44H118ZM11 44V45H10ZM19 44V45H18ZM42 44V45H41ZM75 44V45H74ZM90 44V45H89ZM135 44H137V43H135ZM139 44V43H138ZM15 45H17L18 46V48H17V46L15 47ZM34 46V45H36L35 47H37V51H36V49H35V47H32V46ZM39 45H41L42 46V48H40L41 46H39ZM72 46V48L73 49H71V47L70 46ZM77 45V46H76ZM82 45H85L84 47L82 46ZM93 45H94V47H93ZM110 45V47L108 48V46ZM121 44H119V45H116L115 47H117L118 48V46H120ZM9 46V47H8ZM26 46V47H25ZM64 46V49L62 50L60 47H63ZM79 46V48H77ZM82 46V47H81ZM91 46V47H90ZM101 46V47H100ZM103 46V47H102ZM138 46V45H137ZM2 47V48H1ZM15 47V48H14ZM21 47V48H20ZM66 47V48H65ZM67 47H69L68 48V50H67ZM76 47V48H75ZM88 47V48H87ZM7 48H9L10 50H8ZM23 48H25V50L23 49ZM87 48V49H86ZM104 49V51H105V53H104V51H103V49ZM4 49V50H3ZM7 49V52L5 51ZM19 50V51H21L22 49V51L24 52H29V53H27V54H24V53H20L19 51L18 52H16L15 50ZM28 49V50H27ZM62 50V52L63 51H65V52H67L66 54H64L65 56H67V55H70V57L69 56H67V57H63L64 55L62 54V52H60L61 54H62V56H61V54L59 53V51H61ZM78 49V50H77ZM86 49V50H85ZM99 49V51H97ZM102 49V51H100ZM108 49V50H107ZM110 49H112L111 51H113V54H112V52L110 51ZM2 50V51H1ZM27 50V51H26ZM77 50V51H76ZM95 50V51H94ZM45 51V52H44ZM56 51H58V53L56 52ZM83 51V52H82ZM9 52V53H8ZM31 52V53H30ZM39 52H42V54H38ZM64 52V53H65ZM70 52H73V54H71ZM90 52H93L92 54H90ZM98 52V53H97ZM102 52V53H101ZM108 52V53H107ZM8 53V54H7ZM15 53H18V54H15ZM58 54V55H60L59 56V59H57L58 57H56L57 55H54V54ZM95 53H97V55L95 56L94 54ZM14 54L15 56L12 58V55ZM33 54V55H32ZM103 55V57L102 58H104V60L102 61V58H100L99 56H102ZM104 54L105 55H107V56H104ZM3 55V56H2ZM8 55H10V56H8ZM18 55V56H17ZM40 55H42V56H44V57H41ZM79 57V59H78V57ZM81 55L83 56V57H81ZM116 55H117V53H116ZM5 56L6 57H8L9 59H8V61L6 62L5 60H7L6 58H5ZM17 56V58L16 59H18V60H16L15 59V57ZM19 56H21V57H19ZM30 56H31V58H30ZM33 56V57H32ZM4 57V58H3ZM36 57H38V58H36ZM63 59V61H62V59ZM97 57V59H99V61H96V59L95 58ZM12 58V59H11ZM24 58V59H23ZM28 58V59H27ZM33 58V59H32ZM35 58H36V60H35ZM44 58L45 59H47V61H45L44 60ZM84 58V59H83ZM87 58V60H85ZM89 58H91V59H89ZM95 59V60H93V63H96V62H98L97 64H93L92 63V59ZM106 58V59H105ZM116 58V57H115ZM19 59L21 60V61H19ZM22 59H23V63H25L26 62V64L27 63H29V64H27L28 65V67H25V66H27L26 64H20V65H18L19 64V62L21 63L22 62ZM39 59H41L42 61L44 60V64H43V62L41 61V60H39ZM56 59V60H55ZM89 59V60H88ZM108 59V60H107ZM34 60V62H36V61H38V62H36V63H38V65L37 64H35V63H33L32 61ZM82 60H84V62H82L81 63V61ZM113 60V59H112ZM2 61H4V63L6 62V64H3V62ZM15 61V62H14ZM25 61V62H24ZM39 61H41V62H39ZM54 61H55V64H54ZM56 61H59V62H56ZM75 61V62H74ZM80 61V62H79ZM85 61H86V63H85ZM90 61V64L88 63V62ZM95 61V62H94ZM101 61V62H100ZM107 61V63L105 64V62ZM111 61V60H110ZM8 62H10V65H9V63ZM14 62V63H13ZM77 62H79V63H77ZM100 62V63H99ZM109 62V63H108ZM46 63V64H45ZM76 63V64H75ZM88 63V64H87ZM91 63L93 64V66L95 67L96 65L98 66L99 64H100V67L99 68H96L95 67V70H91ZM102 63H104L103 65H101ZM43 64V65H42ZM52 64V65H51ZM82 64V65H81ZM84 64L86 65V66H84ZM116 64V63H115ZM12 65V66H11ZM21 65H22V67H21ZM30 65H32L31 66V68H30ZM53 65L55 66V67H53ZM74 65V66H73ZM87 65L89 66V65H91L90 67H87ZM34 66V67H33ZM40 67L39 69L37 68V67ZM51 66V70L48 68V67H50ZM57 66V67H56ZM92 66V67H93ZM111 66V67H110ZM23 67H25V68H23ZM52 67H53V69H52ZM83 67H87V68H84L83 70H81V68H83ZM105 67V68H104ZM110 67V68H109ZM21 68V69H20ZM54 68H56L55 70H54ZM89 68V69H88ZM101 68V69H100ZM7 69H9L8 71V73H7ZM29 69V70H28ZM31 69V70H30ZM36 69H38V70H36ZM46 69L48 70V73H50V74H47L46 73ZM79 69L81 70L80 72H78L77 73V71H79ZM86 69H87V71H86ZM106 69H108V70H106ZM35 70V71H34ZM50 70V71H49ZM52 70H54V71H52ZM59 70V71H58ZM96 70H98L100 73H98V71H96ZM103 70H105V71H103ZM111 70V71H110ZM31 72V73H28V72ZM36 71H39V72H36ZM92 71H94V73L92 72ZM107 71V72H106ZM113 71V72H114ZM41 72V75L39 74ZM90 72H92V73H90ZM102 72H104V73H102ZM28 73V74H27ZM34 73V74H33ZM39 75H38V74ZM45 73V74H44ZM52 74V75H51ZM89 74H92L91 75V77L93 76V80L91 79V77H89ZM96 74V75H95ZM113 74V73H112ZM117 74V73H116ZM115 74V75H116ZM27 75V78H28V80L29 79H33V78H35L36 76H37V78H35L34 80H32L31 79V81L29 80V82H27V85H25L23 82H25L26 83V81H27V79H26V76ZM31 77V78H29V76ZM33 75H35V77H33ZM85 75H88V76H85ZM95 75V76H94ZM99 75V76H98ZM102 75V76H101ZM39 76V77H38ZM81 76V77H80ZM97 76V77H96ZM7 77L9 78V79H7ZM77 79H76V78ZM111 77V76H110ZM114 78H116L115 76H113ZM112 77V78H113ZM14 80H13V79ZM96 78V79H95ZM24 79V80H23ZM76 79V80H75ZM81 79H83V80H81ZM89 79V80H88ZM91 79V80H90ZM108 79H110V78H108ZM75 80V81H74ZM107 80V79H106ZM6 81V82H5ZM23 81V82H22ZM85 81V82H84ZM86 81H89V83L88 82H86ZM92 81V82H91ZM105 81V80H104ZM103 80L101 81L102 83L104 82ZM111 81H112V79H111ZM10 82V84H8ZM13 82L15 83V84H13ZM71 82V83H70ZM77 82H79V84L77 83ZM81 82V83H80ZM95 82V84H93ZM99 82V81H98ZM101 82L100 83H98V84H101ZM107 82H108V80H107ZM114 82H115V80H114ZM113 82V83H114ZM17 83L19 84V85H17ZM29 83V84H28ZM42 83H44V84H42ZM48 83H49V86H48ZM50 83H51V85H50ZM70 83V84H69ZM86 83V85H85V87L83 86L82 87V85H84ZM21 84V85H20ZM40 84H42V89H41V85ZM75 84H77V85H75ZM93 84V85H92ZM110 84V83H109ZM112 84V83H111ZM10 85V86H9ZM17 85V86H16ZM25 85V86H28V85H32V87H31V90H30V87H28V90H22L21 89V87L24 89V88H26V87H23V86ZM43 85H45L47 88H43ZM54 85H55V87H54ZM68 85H69V87H68ZM103 85V84H102ZM52 88H51V87ZM66 86V87H65ZM76 86V87H75ZM55 89H54V88ZM79 87V89H81V91L79 90V89H77ZM50 88V89H49ZM75 88L77 89V90H75ZM83 88H85V89H83ZM90 90H89V89ZM93 88V89H92ZM96 90H95V89ZM101 88V87H100ZM113 88V87H112ZM19 89V91H17ZM40 89V91H38ZM45 89H46V91H47V93H42V91H45ZM47 89H49V90H47ZM75 90V92H74V95L72 94L73 93V91ZM22 90V91H21ZM64 90V91H63ZM69 90H71V91H69ZM84 90V91H83ZM87 90V91H86ZM6 91V92H5ZM13 91V92H12ZM16 91V92H15ZM51 92V93H49V92ZM66 91H68V93H70V94H68V95H66ZM86 91V92H85ZM90 93H89V92ZM5 92V93H4ZM24 92V96H23V93ZM36 92V93H35ZM40 92V93H39ZM76 92H78L79 94L77 95L78 97H80V96H82V101L80 100V98H78L76 95H75V93ZM88 92V93H87ZM93 92V93H92ZM94 92H95V94H97V102L94 100L95 98H96V96L94 97L93 95H95L94 94ZM107 91H105V93H106ZM15 93H17V94H15ZM27 93V94H26ZM43 94V96H44V94H46V95H48V96H42V94ZM53 93V94H52ZM92 93V94H91ZM104 93V94H105ZM6 94H7V96H6ZM21 94H22V96H21ZM33 94H36L35 96L33 95ZM37 94H38V96H42V97H38L37 96ZM39 94H41V95H39ZM51 94V95H50ZM77 94V93H76ZM81 94V95H80ZM83 94H85V96H83ZM86 94H87V96H86ZM80 95V96H79ZM3 96V97H2ZM22 97V98H19V99H15V97L16 98H18V97ZM36 96L38 97V99L36 98ZM71 98H70V97ZM73 96V97H72ZM24 97H25V99H27V100H29V101H27V103H26V105H24L25 103H24ZM46 97V98H45ZM66 99H65V98ZM78 98V100L76 99V101H75V98ZM83 97H84V99H83ZM87 97H90V98H87ZM91 97H92V99H91ZM39 98H41V99H39ZM73 98V100L71 101V99ZM87 98V99H86ZM94 98V99H93ZM3 99V101H1ZM44 99V100H43ZM66 100V102H65V100ZM91 99V100H90ZM100 99H101V97H100ZM14 100H16V101H14ZM20 100L21 101H23V103L24 104H22V102H20ZM70 102H69V101ZM80 100V101H79ZM18 101V102H17ZM26 101V100H25ZM31 101H33V102H31ZM73 101L74 102H76L75 104H76V107H75V104H73ZM91 101V102H90ZM13 102V103H12ZM31 103L30 105H28L27 106V104L28 103ZM72 102V103H71ZM79 102V103H78ZM19 103H20V105H19ZM67 103L69 104L70 103V105H67ZM14 105V107L12 106V105ZM15 104H16V106H15ZM72 104V105H71ZM23 105V106H22ZM31 105H32V108H31ZM85 105V104H84ZM86 105V106H87ZM99 105H101V103H99ZM9 106H10V108H9ZM24 106H27V107H29L30 106V108H26V107H24ZM61 106V107H60ZM67 106V107H66ZM80 106H82L83 107V105H80ZM113 106V105H112ZM16 107H18V108H20V110H21V112L23 111V109H25L22 113L21 112H19L20 110H18L17 111V108ZM58 107V108H57ZM71 108V111L69 112V111H67V110H69V108ZM73 107V108H72ZM88 107V108H89ZM96 107V108H95ZM103 107V109L101 110V112H103L105 109H104V105L102 106ZM111 107V106H110ZM56 108V109H55ZM61 108H63V109H61ZM87 108V109H88ZM30 109V110H29ZM54 109H55V111H54ZM64 109H66V110H64ZM83 109V108H82ZM85 109V108H84ZM86 109V110H87ZM95 109V110H94ZM7 110H8V112L10 111V113H8L7 112ZM16 110V111H15ZM33 110V114L31 113V111ZM62 112H61V111ZM75 110H76V113H75ZM107 110H109L108 108H107ZM14 111L15 112H17V113H19V114H17V113H15V114H17V115H15V114H13L14 113ZM35 111L37 112V113H35ZM77 111H79V112H77ZM91 111H92V109H91ZM99 111V110H98ZM114 111H115V113H114ZM11 112H13V113H11ZM26 112H30L29 114L28 113H26ZM39 112V113H38ZM41 112H42V114H41ZM47 112H48V115H52L51 117H52V119L50 118V116H48L47 115ZM51 112V113H50ZM67 112H69V114L67 113ZM83 112H85L84 110H83ZM100 112V111H99ZM105 112V111H104ZM116 108H115V106L114 107H111V112H110V110H109V112L108 113H112V114H110V115H112V117H114V119H116V120H112L113 122H115V124H117V122H118V124H119V122H121L120 123V126H123V128H124V126H125V128H126V130L127 131H125V133L126 132H128V131H131V134H134V132L135 131H133V129H129V128H133L132 126H130L129 127V125H130V123H126L128 120H126V122H123L122 120H123V118L124 117H119L120 119H122V120H119L118 121V118H116V117H118V116H116ZM118 112H119V110H118ZM43 113H45L44 115H43ZM57 114V115H53V114ZM59 113H62L61 115L59 114ZM63 113L65 114V115H63ZM66 113H67V116H66ZM72 113V115H73V117H74V114ZM82 113V112H81ZM90 113H92V112H90ZM89 113V114H90ZM7 114L9 115V116H11V117H6L7 116ZM12 114L14 115V116H16L15 118H13L14 116H12ZM24 114V115H23ZM30 114H32V115H30ZM35 114H37V116L35 115ZM41 114V115H40ZM87 115V113H84V116H86ZM98 114V115H97ZM115 114V115H114ZM4 115V116H3ZM21 115H23L25 118H22V120H21V118H20V116ZM91 115V116H92ZM102 115H104V117L107 115V117H109L108 119H111L110 118V115H108V114H106V113H104V114H102ZM18 116V117H17ZM23 116H21V117H23ZM27 116H28V118H30V117H34V116H36V120H35V118H34V120H33V117L32 118H30V120L28 119V121L27 120H25V119H27ZM30 116V117H29ZM45 116H47V117H45ZM56 116V117H55ZM60 116H62L61 118H60ZM64 116H65V118H64ZM81 114H80V118H81ZM58 117L61 119H58ZM77 117V116H76ZM75 117V118H76ZM86 117H88V116H86ZM100 117H101V115H100ZM99 117V118H100ZM103 117V116H102ZM106 117V118H107ZM2 118V119H1ZM6 118V119H5ZM11 118V119H10ZM17 118H19V119H17ZM47 118V119H46ZM67 118V119H66ZM89 118V117H88ZM15 119V120H14ZM17 119V120H16ZM23 119H24V121H23ZM41 121H40V120ZM51 119V120H50ZM56 119H58L59 120V122H58V120L56 121ZM63 119H65V120H63ZM73 119V118H72ZM90 119V118H89ZM93 119H94V117H93ZM92 119V120H93ZM7 120V121H6ZM9 120H11V121H9ZM15 122H14V121ZM44 120V121H43ZM81 120V121H80ZM79 121H77V122H79V123H76V121L74 122V123H76V125H77V127H79L80 125H81V122H82V120L83 121H86L87 120V118H85V119H83V118H81ZM92 120H91V122H92ZM13 121V122H12ZM20 121H21V123H22V125L25 123V124H27L26 122H29L28 124H27V126L24 124L23 126H24V128H22L23 126L21 125V123H20ZM97 121V120H96ZM98 121H101V118L98 120ZM112 121H110L111 123H112ZM11 122L12 123H15V126L17 127V128H19V130L18 131H15V130H17L16 129V127H15V129L13 128V130L16 132H13V130H12V126L14 125H12L11 124ZM18 124H20V125H18ZM38 122V123H37ZM46 122V123H45ZM63 122H64V125H63ZM88 122V121H87ZM90 122V123H91ZM108 122V124H110L109 123V121H107ZM132 122V121H131ZM9 123V124H8ZM30 123H31V125H30ZM34 123V124H33ZM43 123L45 124V126L43 125ZM52 123V124H51ZM55 123V124H56ZM83 123H86V122H83ZM95 123V122H94ZM100 123V122H99ZM8 124V126H3V125H7ZM37 124V125H36ZM38 124H41V126L40 125H38ZM98 124V123H97ZM107 124V123H106ZM117 124V125H118ZM131 124H135V123H131ZM11 125V130H10V128L8 129V127ZM36 126V128H35V126ZM43 125V126H42ZM62 125V126H61ZM73 125V124H72ZM84 125V124H83ZM83 125L81 126V127H83ZM88 124H85V126H87ZM104 125V124H103ZM126 125H128V128H127V126ZM26 126V127H25ZM29 126V129L27 128ZM30 126H32V127H30ZM34 126V127H33ZM54 126V125H53ZM53 126H52V128H53ZM105 126H107V125H105ZM104 126V127H105ZM116 126V125H115ZM114 126V127H115ZM4 127V128H3ZM7 127V130L5 129ZM40 127V128H39ZM41 127L43 128V129H41ZM44 127H46V128H44ZM55 127V126H54ZM58 127V126H57ZM76 127V126H75ZM102 127V126H101ZM117 127H119V125L117 126ZM116 127V128H117ZM135 128H136V126H134ZM74 128V127H73ZM115 128V130H117V129H119V128H117L116 129ZM124 128V129H125ZM134 128V129H135ZM3 129V130H2ZM21 129V130H20ZM35 129H37L38 131H40V133H38L37 134V132L35 133ZM55 129H57L56 127L54 128V130ZM71 129V128H70ZM85 129V127H83V130ZM104 129V128H103ZM10 130V131H9ZM34 130V131H33ZM42 130V131H41ZM43 130L45 131V132H43ZM48 130V131H47ZM50 130H52V129H50ZM60 130V129H59ZM58 130V131H59ZM62 130H64V129H62ZM72 130H74V129H72ZM87 130V128L85 129V131ZM102 130V129H101ZM112 130V129H111ZM123 130V129H122ZM122 130H120V131H122ZM24 131L26 132L25 134H27V136H28V138H26L25 137V134H23L24 133ZM30 131V132H29ZM33 131V132H32ZM47 131V132H46ZM57 131V130H56ZM66 131H67V129H66ZM65 130H64V133H60V131H59V133H60V137L62 136V138H65L62 134H66L65 132H66ZM78 131H80V130H78ZM82 131V130H81ZM104 131H106V127H105V130ZM21 132V133H20ZM27 132H29V133H35L34 135H31V134H28ZM52 132H53V130H52ZM67 132H69V130L67 131ZM75 132H77V129H76V131ZM84 132V131H83ZM133 132V133H132ZM2 133V132H1ZM8 133H6V134H8ZM18 133H20V134H18ZM48 134V135H44V134ZM73 133H74V131H73ZM86 134H87V131L85 132ZM108 133V132H107ZM110 133V132H109ZM121 133V132H120ZM122 133H124L123 131H122ZM137 132H135V134H136ZM16 135V137H17V139H16V137H15V135ZM37 134V140L35 139V141H34V137H35V135ZM76 134V133H75ZM84 134V133H83ZM83 134H81L82 136H83ZM104 134H106V133H104ZM111 134H112V131H111ZM127 134H129V133H126L125 135H127ZM2 135V136H1ZM31 135V136H30ZM40 135H42L41 136V138L39 137ZM71 135H72V133H71ZM77 135H79V136H77ZM76 135V137H81V135L80 134H77ZM122 135V134H121ZM5 136V135H4ZM21 136H22V138H24V140L25 141H23V140H21ZM30 136V137H29ZM33 136V137H32ZM50 136V135H49ZM66 136V135H65ZM85 136V135H84ZM98 136V135H97ZM103 136V135H102ZM109 136V135H108ZM123 136H124V134H123ZM122 136V138H124ZM127 136H129V135H127ZM136 136V135H135ZM140 136V135H139ZM2 137V138H1ZM31 137H32V139H31ZM60 137H57L58 139L60 138ZM68 137V136H67ZM72 137V136H71ZM99 137V136H98ZM101 137V136H100ZM107 137V136H106ZM117 137H118V135H117ZM126 137V136H125ZM18 138L20 139V141L18 142ZM74 138V137H73ZM115 138H116V136H115ZM131 138V137H130ZM129 138V139H130ZM140 138V137H139ZM13 139H15V140H13ZM39 139V140H38ZM66 139L67 138H65V139H61L60 138V143L61 144H63V143H66V142H64V141H66ZM79 139V138H78ZM103 139V138H102ZM113 138H111L110 140H112ZM7 140V141H6ZM13 140V141H12ZM34 142H33V141ZM49 140V139H48ZM76 141H77V139H75ZM99 139L97 138V141H98ZM109 140V141H110ZM117 140V139H116ZM120 140V139H119ZM126 140V139H125ZM141 140V139H140ZM140 140H138L139 142H140ZM6 141V142H5ZM10 141H12V142H10ZM16 141V142H15ZM26 141H28V142H26ZM29 141H30V143H29ZM43 141V142H42ZM58 141V142H59ZM75 141V142H76ZM79 141V140H78ZM77 141V142H78ZM96 141V142H97ZM106 141V140H105ZM114 141V140H113ZM133 141V140H132ZM135 141V140H134ZM8 142V144H7V146H6V143ZM14 142V143H13ZM20 142H22L23 144H21ZM37 142H38V144H37ZM57 142V143H58ZM74 142V140L72 141V142H70V145H71V143H72V145L74 146H76V144H74L75 143ZM96 142H94V143H96ZM112 142V141H111ZM110 142V143H111ZM118 142V141H117ZM128 142V141H127ZM126 142V143H127ZM143 142V141H142ZM142 142H141V144H142ZM9 143H12V144H9ZM18 143H20V144H18ZM39 143H40V145H42L41 147H40V145H39ZM49 143V142H48ZM106 143V142H105ZM110 143H108V144H110ZM120 143V142H119ZM17 144V145H16ZM27 144V145H26ZM30 144V145H29ZM33 146H35L34 148L32 147V145ZM36 144V145H35ZM51 145H52V143H50ZM69 144V143H68ZM107 144V143H106ZM3 145L4 146H6L5 147V149L7 148V150H5L4 148H3ZM64 145V144H63ZM69 146V149H70V147H73V146ZM93 145H95V144H93ZM111 145V144H110ZM116 145H120V144H116ZM137 146L138 145H140V144H136ZM143 145V144H142ZM19 146L21 147V149H19ZM31 146V147H30ZM46 147L47 146H50V145H45ZM44 146V147H45ZM75 146L73 147V149L75 150ZM96 146V145H95ZM97 146H100V145H97ZM102 146H103V144H102ZM102 146H100V147H102ZM104 146H106V145H104ZM113 146V145H112ZM123 146V145H122ZM9 147V148H8ZM14 147V148H13ZM17 147V148H16ZM26 147L27 149H24V148ZM30 147V148H29ZM57 147H59V145L57 146ZM56 147V148H57ZM61 147V146H60ZM66 148H67V146H65ZM116 148L118 147V146H115ZM13 150V152H12V150ZM43 148V149H42ZM52 148V147H51ZM62 149H63V147H61ZM105 148V147H104ZM104 148H102V149H104ZM113 148V147H112ZM120 147H118V149H119ZM16 150V152H15V150ZM38 149H40V150H38ZM48 149V148H47ZM78 150H80V148H77ZM95 149V148H94ZM115 149V148H114ZM10 150V151H9ZM18 150H20V151H18ZM27 150H28V152H27ZM30 150L32 151V153L30 152ZM35 150L37 151V152H35ZM41 150H44V151H41ZM78 150H77V154H79L78 153ZM90 150V149H89ZM96 150H99V148L98 149H96ZM107 150V149H106ZM117 150V149H116ZM122 150V149H121ZM121 150H119V151H121ZM7 151H9V152H7ZM40 151V152H39ZM46 151V152H45ZM48 151H50V152H48ZM85 152V150H82L81 152ZM91 151V150H90ZM102 152H104L103 150H101ZM109 151V150H108ZM112 151V150H111ZM12 152V153H11ZM19 152H20V156L18 155L19 154ZM33 152H35L34 154H33ZM83 152V153H84ZM5 155H4V154ZM14 153H15V155H14ZM24 153H26V154H24ZM29 153H30V155H29ZM42 153H43V155H42ZM47 153V154H46ZM57 153V154H56ZM87 153V152H86ZM96 153V152H95ZM98 153H101V152H98ZM111 154H113V152H110ZM114 153H115V151H114ZM117 153H118V151H117ZM11 154V155H10ZM21 154H23V155H21ZM49 154H50V156L53 154V155H55V156H52V157H54V158H58L59 157V160L58 159H56V160H58V161H51L52 162V164L51 163H49V160H50V158L48 157L49 156ZM58 154L60 155V156H62L63 157V159H61L62 157H60V156H58ZM82 154V153H81ZM106 154V153H105ZM10 155V156H9ZM12 155H13V157H12ZM18 155V156H17ZM24 155H26V156H24ZM28 155V156H27ZM32 155H34L33 157H32ZM48 155V156H47ZM80 155V154H79ZM86 155V154H85ZM88 155H89V153H88ZM87 155V156H88ZM95 155H97V154H95ZM94 155V156H95ZM102 155V154H101ZM100 155V156H101ZM4 156H6L5 158H4ZM16 156V157H15ZM91 156V155H90ZM11 159H10V158ZM22 157H23V159H22ZM49 158V160H48V158ZM69 157H70V155H69ZM79 157V156H78ZM81 157H83V154L81 155ZM3 158V159H2ZM17 158V159H16ZM18 158H19V161H18ZM20 158H21V160H20ZM85 159H86V157H84ZM111 158V159H110ZM110 158H108V159H110V160H112V158H113V156H110ZM125 158H126V156H125ZM9 159V160H8ZM13 159V160H12ZM39 159H37V160H39ZM52 159V158H51ZM87 159H88V157H87ZM114 159H116L115 158V156H114ZM114 159L112 160V162L114 163ZM11 160V161H10ZM52 160H54V159H52ZM82 160V159H81ZM79 161V162H82L83 161V163L85 162V164H84V166L85 165H89V168H90V162L89 163H87L86 161H84V159L82 160V161ZM89 160H91V158L89 159ZM89 160H87V161H89ZM117 160H118V158H117ZM32 161H34V162H32ZM60 161V163L61 164H58V162ZM62 161V162H61ZM68 161V160H67ZM70 161H71V159H70ZM93 161V160H92ZM91 161V162H92ZM116 161V160H115ZM79 162L78 163H73V165H77V164H79ZM111 162V161H110ZM29 163H31V164H29ZM82 163V164H83ZM93 163V162H92ZM91 163V164H92ZM109 163V160H108V162H107V160H106V164H108ZM120 164V162H117V164ZM11 164V165H10ZM65 164H66V162H65ZM112 164V163H111ZM19 165H17V167L19 166ZM32 165V166H33ZM69 165L70 166H72V167H70V168H74L73 167V165H72V163H69ZM93 165V164H92ZM91 165V166H92ZM46 166V167H45ZM54 166H56V165H54ZM56 166V167H57ZM58 166V167H59ZM67 166V165H66ZM79 166H81V165H79ZM79 166H77V167H79ZM84 166L82 167V168H84ZM97 166V165H96ZM102 168H105L106 166H105V164L103 165L102 164ZM105 166V167H104ZM56 167H54V168H56ZM68 167V166H67ZM69 167H68V169H69ZM86 167V166H85ZM111 168V166L109 165L107 168ZM12 168V169H13ZM21 168V167H20ZM23 168H25V167H22V169ZM88 168V169H89ZM91 168H93V166L91 167ZM94 168H95V165H94ZM97 168V167H96ZM99 168H101V167H99ZM98 168V169H99ZM0 169V170H1ZM4 169H5V167H4ZM3 169V170H4ZM5 169V170H6ZM9 169V168H8ZM19 169V168H18ZM29 169H31V171H32V169L33 168H29ZM35 169H37V168H35ZM56 169H58V168H56ZM56 169H54L53 170V168H52V171H54L55 173H57L56 172ZM76 169V168H75ZM75 169H73V172H74V170ZM86 169H87V167H86ZM87 169V172H85L86 173V175L88 174V172H91V171H93V169L91 170V169H89L88 170ZM9 170H11V168L9 169ZM8 170V171H9ZM24 170V169H23ZM38 170V169H37ZM44 170V169H43ZM46 170H47V172L49 171L48 170V168H46ZM45 170V171H46ZM79 171L81 170V169H78ZM85 170V169H84ZM94 170H96V169H94ZM105 170H106V168H105ZM110 170V169H109ZM8 171H7V173H8ZM20 171V173H21V169L19 170ZM19 171H18V174H19ZM26 172H27V170H25ZM25 171H23V172H25ZM29 172H31L30 170H28ZM33 171H35V170H33ZM32 171V172H33ZM40 171V170H39ZM58 171V170H57ZM65 171V173H63ZM82 171V170H81ZM99 171H103V169L102 170H99ZM1 172V174H0V178H1V180H3V178H4V182H5V180L6 179H10V178H13L12 176L9 178V176H10V174H11V172H13L14 173V171H11V172H9L10 174H8L9 176L8 177H6V176H4L5 174L2 172V170L0 171ZM22 172V173H23ZM26 172H25V174H26ZM37 172V171H36ZM46 172V173H47ZM54 172H52V175H53V173ZM59 172V171H58ZM3 173V174H2ZM17 173V169H16V172L14 173L15 175H18V174H16ZM42 173V172H41ZM41 173H39V174H41ZM44 173V172H43ZM42 173V174H43ZM46 173H44V174H46ZM50 173L51 172H49V175H50ZM72 173V172H71ZM75 173H79L78 171H76L75 170ZM92 173V172H91ZM24 174V173H23ZM28 175H30L29 173H27ZM26 174V175H27ZM32 174V173H31ZM38 174V173H37ZM59 173H57L56 175H58ZM60 174V175H61ZM74 174V173H73ZM1 175H3L2 177H1ZM26 175H25V177H26ZM47 176H48V173L46 174ZM56 175L54 176L53 175V177L54 178H56ZM68 175H70V174H68ZM79 175V174H78ZM78 175L76 174V177H74V179L75 178H77L78 177ZM81 175H84V173L82 172V174ZM86 175H84V176H86ZM20 176V175H19ZM34 176V175H33ZM35 176H37V175H35ZM34 176V177H35ZM47 176L45 177L46 179H47ZM84 176H82V178H80V180L82 179H84V178H87V176L86 177H84ZM100 176V175H99ZM20 177H24L23 175L22 176H20ZM24 177V178H25ZM40 177H42V175L40 176ZM61 177V176H60ZM6 178V179H5ZM17 179H18V181H19V178L18 177H16ZM15 178V179H16ZM28 178H30V176L28 177ZM57 178H59V177H57ZM73 178V177H72ZM90 178V177H89ZM89 178H87V179H89ZM14 179V178H13ZM21 179V178H20ZM36 179L38 180V182L39 181H42V178H41V180H39V177L37 178L36 177ZM48 179H52L51 181L49 180V184H52V181L54 182V180L55 179H53L51 176H49V178ZM61 179V178H60ZM63 179V178H62ZM66 179H69V181L68 182H70L71 180H70V178L68 177V178H66ZM91 179H93L92 177H91ZM37 180L36 181H34V182H36L37 183ZM59 180V179H58ZM78 180V179H77ZM85 180V179H84ZM96 180V179H95ZM17 181V180H16ZM16 182L17 184L19 183H22V179H21V181H19V182ZM31 182L32 180H28V182ZM48 181V180H47ZM62 181V180H61ZM61 181H60V183H61ZM67 181V180H66ZM72 181L74 182L75 180H73L72 179ZM86 182H87V180H85ZM91 181V180H90ZM94 181V180H93ZM10 182V181H9ZM14 182V181H13ZM24 182V181H23ZM29 182V183H30ZM63 182H65L64 181V179H63ZM77 181H75V183H76ZM80 182H82V181H80ZM12 183V182H11ZM26 183V182H25ZM25 183H23V184H25ZM32 184H33V182H31ZM30 183V184H31ZM44 182H42V184H43ZM45 183H46V181H45ZM1 184H2V182H1ZM0 184V185H1ZM6 184V185H5ZM5 184H3L1 187H0V189H2V191L0 192V196L1 197H7L8 196V194L10 195V193L12 192V190L11 189H13V188H16L17 186H16V184L13 186V184H11V185H7V184H9L8 182L6 183L5 182ZM28 184V183H27ZM35 184V183H34ZM42 184H41V186H42ZM55 184V183H54ZM69 185L71 184V187H72V185H74V187H75V185L76 184H72V183H68ZM67 184V185H68ZM85 184V185H84ZM36 185V184H35ZM59 185V184H58ZM62 185V184H61ZM66 185V184H65ZM66 185V186H67ZM83 185H84V187L87 185L85 182L83 183ZM3 186H7V189L6 188H4ZM19 186V185H18ZM21 186L22 185H20L19 186V188H21ZM25 186V185H24ZM30 186V185H29ZM32 186H34V185H32ZM40 186V185H39ZM39 186L38 187H36V188H39ZM52 186V185H51ZM60 186V185H59ZM9 187H13V188H9ZM26 187H28V186H26ZM45 186H43L42 188H44ZM65 187V186H64ZM64 187H62V188H64ZM67 187H69V186H67ZM83 187V188H84ZM30 188V187H29ZM46 188V187H45ZM55 188V187H54ZM61 189V187H58V189ZM73 188V187H72ZM76 188H77V186H76ZM79 188V187H78ZM8 189H10V191L8 190ZM22 189H26V188H24V187H22ZM34 189H35V186H34ZM32 190H33V188H32ZM31 190V191H32ZM39 190V189H38ZM48 190H51V189H48ZM54 190V189H53ZM52 190V191H53ZM56 190V189H55ZM54 190V191H55ZM65 190V189H64ZM68 190H71L70 188H68ZM74 190V189H73ZM77 190V189H76ZM8 192V194L6 193V192ZM13 191H14V189H13ZM20 192H22V190L20 189L19 190ZM19 191L17 192V191H15L16 193H14L13 195H12V197L14 196V195H17V196H19L18 195V193H19ZM24 191H26V190H24ZM40 191V190H39ZM39 191H37L38 193H39ZM46 191V190H45ZM66 191V190H65ZM65 191H61L60 193H61V195L63 194L62 192H64L65 194L67 193V192H69V191H67V192H65ZM72 191V190H71ZM70 191V192H71ZM28 192V191H27ZM50 192V191H49ZM70 192H69V195L71 196V194H70ZM76 191H73L72 192V194L73 193H75ZM4 193H6L5 195H4ZM13 193V192H12ZM41 193V192H40ZM39 193V194H40ZM43 193V192H42ZM41 193V194H42ZM59 193V192H58ZM3 194V195H2ZM38 194V195H39ZM46 194H48V192L46 193ZM49 194H51V193H49ZM77 194V193H76ZM7 195V196H6ZM22 195H23V193H22ZM25 195H26V193H25ZM44 195H45V193H44ZM60 195V196H61ZM16 196V197H17ZM56 196V195H55ZM66 196V195H65ZM67 196H68V194H67ZM0 197V198H1ZM10 196H8V198H9ZM15 197V198H16ZM36 197V199L37 198H39V199H41V196L39 195L38 197H37V195L35 196ZM51 197V196H50ZM50 197H47L46 195H45V198H50ZM52 197H53V194H52ZM64 197V196H63ZM7 198V199H8ZM14 198V197H13ZM44 198V197H43ZM43 198H42V200H43ZM58 198V197H57ZM68 198V197H67ZM66 198V199H67ZM6 199V198H5ZM4 199V200H5ZM17 199V198H16ZM18 199H19V197H18ZM17 199V200H18ZM22 199V203H23V199L24 198H21ZM21 199H19V200H21ZM39 199H37L38 201H39ZM46 199V201L44 202V201H42V202H44V203H46V205L43 203V205H45V206H47V204L48 203H52V202H49V200H47ZM65 198L63 199V200H66ZM69 199V198H68ZM67 199V200H68ZM4 200H2L3 202H4ZM10 200V199H9ZM18 200V201H19ZM34 200V199H33ZM52 200V199H51ZM54 201H56V198L55 199H53ZM58 200V199H57ZM59 200H62V199H59ZM63 200H62V204H66V203H64L63 202ZM6 201H8V200H6ZM13 201H14V199H13ZM20 203H21V201H19ZM19 202H16V200L14 201V203L16 204H18ZM7 203H9V202H7ZM13 202H11V204H12ZM20 203H19V205H20ZM34 203H36L37 204V201L35 200L34 201ZM40 203V202H39ZM54 203V205H55V202H53ZM57 203H59V201L57 202ZM56 203V204H57ZM60 203H61V201H60ZM5 204V203H4ZM11 204H8V207L10 208V206H11ZM14 204V205H15ZM1 205V204H0ZM18 205V206H19ZM41 205V204H40ZM58 205V204H57ZM56 205V206H57ZM3 206H5V205H3ZM17 206V205H16ZM15 206V207H16ZM21 206H22V204H21ZM39 206V205H38ZM44 206V207H45ZM49 207L50 206H53V205H48ZM7 206H5V207H3V208H6ZM15 207H11V208H13V210H14V208ZM36 207H37V205H36ZM54 207V206H53ZM60 207H63V208H66L67 209V204H66V206H59V207H57L58 209H60L61 210V208ZM0 208H2V206L0 207ZM18 208V210H20V208L21 207H17ZM46 208H48V207H45V209L44 208H42V209H44V210H46ZM62 208V209H63ZM38 209V208H37ZM41 209V210H42ZM53 209V208H52ZM54 209L56 210V207H54ZM58 209H57V211H58ZM2 210V209H1ZM5 210V209H4ZM15 210L17 211V209L15 208ZM43 210V211H44ZM48 210V209H47ZM47 210H46V212H45V214L47 213ZM50 210H51V207H50ZM49 210V211H50ZM9 211V210H8ZM8 211H6V213L2 210V212H3V217H9V215L11 214V209H10V212H8ZM42 211V212H43ZM62 211V210H61ZM61 211H60V213H61ZM14 212V211H13ZM17 212H19V211H17ZM43 212V213H44ZM53 212H55V211H53ZM52 212V213H53ZM6 214V216H5V214ZM38 213H39V211H38ZM49 213V212H48ZM57 213V212H56ZM13 214V215H12ZM11 215H10V217H12V218H14L13 220L15 221V217L16 216H14L16 213H12ZM21 214H23V216L24 215H26L25 213H24V211H22L21 213L19 212V214H16L17 216H19V215H21ZM42 214V213H41ZM45 214H44V216H45ZM51 214V213H50ZM0 215H1V213H0ZM48 215V214H47ZM53 215L57 218L58 216L60 217V214L58 215V216H56L55 215V213H53ZM14 216V217H13ZM42 216V215H41ZM50 216V215H49ZM260 216L261 217H263V219H264V211L260 214ZM3 217L1 216L0 217V225H4L5 224V219L3 220ZM10 217H9V220L11 221V219H10ZM24 217H26V216H24ZM28 217V216H27ZM30 217H32V216H30ZM29 217V219H39V221H43V224H45V222H46V220H47V222H49L48 221V219H51V220H54V219H52L51 218V216H50V218L48 217V219L46 218L45 220H42L43 218H38V217H36V218H30ZM55 217H53V218H55ZM16 219L19 221L20 219H21V216H20V218L18 219L17 217H16ZM23 219V218H22ZM28 219V218H27ZM26 218H25V220H23V221H26L27 220ZM28 219V220H29ZM9 220H7L6 221V223H9L10 221ZM27 220V224H28V221ZM50 220V221H51ZM59 220V219H58ZM9 221V222H8ZM22 220H20V222H21ZM31 221V220H30ZM55 221V220H54ZM57 221V220H56ZM17 222V221H16ZM20 222H19V224H20ZM31 222H33L34 224H36L37 226H36V233L38 234V231L39 230H41V227L39 228V230L37 229L40 225H39V223H41V222H36V220L35 221H31ZM36 222V223H35ZM3 223V224H2ZM11 223V222H10ZM14 223V222H13ZM18 223V222H17ZM23 224H25L24 222H22ZM33 223H31V224H33ZM51 223V222H50ZM57 223V222H56ZM55 223V224H56ZM259 224H261L262 226L260 227V230H259V235H260V241H259V243H258V245H257V248H258V251L259 252H257V254H259L258 256H257V258L259 259H256V260H253V263L252 264H254V262H255V264L256 263H258V264H260L261 262H262V260L264 261V222H263V224L262 223H260V220H259V222H258ZM12 224V223H11ZM10 224V226H12ZM43 224H41L42 225V227L43 226H45V229L47 228V226L46 225H43ZM47 224V223H46ZM8 225V224H7ZM18 225V224H17ZM21 225V224H20ZM29 225V224H28ZM28 225H26L27 227H28ZM39 225V226H38ZM49 225V224H48ZM51 225V224H50ZM9 226V225H8ZM8 226H6V227H8ZM25 226V225H24ZM26 226L24 227V230H25V228H26ZM1 227V226H0ZM4 227V226H3ZM13 227V226H12ZM12 227H10L11 229H12ZM15 227V226H14ZM17 228H18V226H16ZM14 228V229H17V228ZM20 227V226H19ZM29 228V227H28ZM27 228V229H28ZM32 228V227H31ZM34 228H35V226H34ZM34 228H32V230L34 231ZM51 228H52V226H51ZM51 228H49L50 230H52ZM55 228H57V226L55 227V225H54V228H53V231H48L47 230V234H49L50 235V232L51 233H55V232H57V233H59V231L58 230H56ZM2 229V228H1ZM6 229V228H5ZM10 229V231H12V230H14V229H12L11 230ZM26 229V230H27ZM30 229V228H29ZM56 231H55V230ZM19 230H22V228L20 227V229ZM26 230H25V233H27L26 232ZM31 230V229H30ZM42 230H44V229H42ZM3 231V230H2ZM5 231V230H4ZM9 231V230H8ZM18 231V230H17ZM23 231V230H22ZM6 232H7V229H6ZM6 232H5V235H6ZM20 233V232H19ZM24 233V232H23ZM22 233V234H23ZM24 233V234H25ZM29 234L31 233V232H28ZM35 233V232H34ZM9 234V233H8ZM18 236H20V234H18V232L16 233ZM15 234V235H16ZM37 234H34V236H33V234L31 235V236H33V238H37V239H40L39 237H41L40 236V234L39 235H37ZM42 234V233H41ZM47 234H43L45 237L46 236H48ZM0 235H1V233H0ZM2 235L3 236H5L3 233H2ZM2 235L0 236V244L1 243H5V241H4V238L2 237ZM14 235V236H15ZM26 235V234H25ZM36 235H37V237H36ZM43 235H42V237H43ZM10 236H12V234L10 235ZM17 236V237H18ZM39 236V237H38ZM8 237H9V235H8ZM23 237V236H22ZM22 237H20V239H19V243L18 244H25V245H22V247H20V248H16V244H15V242H17V240L15 239V241H14V243H13V248H16V252L17 253H19V251L21 252V250L22 249H27L28 247H30V244H32V246H33V244L34 245H36L37 244V242L35 243H33V242H30L31 240H33V241H35V239H33V238H31V240L29 239V235H28V241H25V242H28V243H30V244H28V245H26V243L25 242H22L21 241V239H26L25 237L24 238H22ZM45 237L43 238V239H45ZM3 238V239H2ZM11 238H13V237H11ZM19 238V237H18ZM10 239V238H9ZM9 241V240H8ZM43 242V240H42V238L40 239V243H39V240H38V244L39 245H36V246H33V247H30L33 251H35V252H37V251H41V249L43 250V249H45V247L43 246V244L45 243H43L42 244V247H44V248H41V243ZM8 242H6V244H7ZM5 244V245H6ZM46 244V243H45ZM2 245V244H1ZM47 246L48 245H50V244H46ZM4 246V245H3ZM20 246V245H19ZM18 247V246H17ZM40 247V248H39ZM50 247V246H49ZM0 248H4V247H0ZM6 248V247H5ZM13 248H11V249H13ZM37 249H39V250H37ZM0 250H2V249H0ZM4 250V249H3ZM15 250V249H14ZM28 250V249H27ZM63 250V249H62ZM33 251H29V253H27L26 255H20V254H17V253H10L9 254V252H8V254L5 252V251H2L3 253H4V255H11V257H15V255H16V260H17V256H19V258H20V256H25V258L27 259V260H25V259H23L22 258V260H23V262H25V261H27V263L26 264H30V262L32 263H34V259H37L38 257H36L34 254H36L37 255V253H32ZM44 251V250H43ZM42 251V252H43ZM22 252H24V251H22ZM26 252V251H25ZM60 252V251H59ZM3 253H2V256H3ZM6 253V254H5ZM33 254L34 256H35V258H32L33 259V261L29 258V256L31 255V254ZM39 253V252H38ZM62 253V252H61ZM14 254V255H13ZM30 254V255H29ZM0 255H1V253H0ZM29 255V256H28ZM33 255H31L32 257H34ZM40 255V254H39ZM2 256H1V258H2ZM27 256V257H26ZM7 257V256H6ZM10 257V256H9ZM8 257V258H9ZM0 258V259H1ZM4 258V257H3ZM14 259V258H13ZM28 259H30L31 261H29ZM1 260H4V259H1ZM0 260V261H1ZM6 260H9V259H6ZM16 260L15 261H12L11 262V260H9L11 263H13V262H16ZM19 261H21V260H19ZM256 261H258V262H256ZM261 261V262H260ZM2 262V261H1ZM22 262V264H25V263H23ZM260 262V263H259ZM5 263V262H4ZM3 263V264H4ZM9 263V262H8ZM20 262H16V264H19ZM32 263V264H33ZM2 264V263H1ZM7 264V263H6ZM242 264H244V262L242 263Z\"/></svg>", "mask_w": 264, "mask_h": 264}, {"label": "snow or ice", "instance_id": "3", "mask_svg": "<svg viewBox=\"0 0 264 264\" xmlns=\"http://www.w3.org/2000/svg\"><path fill=\"white\" fill-rule=\"evenodd\" d=\"M15 5L11 2V0H0V9H3L5 12H7L8 9H11ZM238 16H243V12L238 13ZM237 35L236 32L232 33V36ZM229 53L227 51L224 52V55L227 56ZM168 169L166 167L162 168L159 179L161 181H165L167 177ZM189 264H194V262H189ZM261 264H264V261L261 262Z\"/></svg>", "mask_w": 264, "mask_h": 264}]
</instances>
